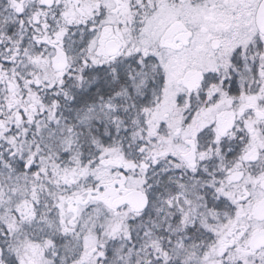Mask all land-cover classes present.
<instances>
[{"label":"snow or ice","instance_id":"obj_1","mask_svg":"<svg viewBox=\"0 0 264 264\" xmlns=\"http://www.w3.org/2000/svg\"><path fill=\"white\" fill-rule=\"evenodd\" d=\"M0 264H264V0H0Z\"/></svg>","mask_w":264,"mask_h":264}]
</instances>
